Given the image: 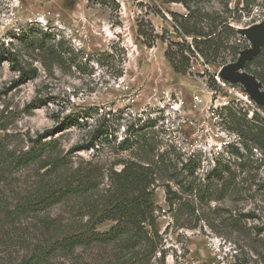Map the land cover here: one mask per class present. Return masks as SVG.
Here are the masks:
<instances>
[{
    "label": "rangeland",
    "instance_id": "1",
    "mask_svg": "<svg viewBox=\"0 0 264 264\" xmlns=\"http://www.w3.org/2000/svg\"><path fill=\"white\" fill-rule=\"evenodd\" d=\"M223 1L200 4L205 11H221ZM244 1L228 0L235 29L264 19V0ZM186 13L175 0H0V142L18 155L52 131L41 142H54L73 168L91 165L102 172L133 159L134 153L114 147L125 136H150L157 152L172 160L196 155L200 177L216 161L226 163L237 172L236 190L199 208L198 215L175 221L162 187L156 188L165 264H264L263 250L255 255L248 238L253 227L264 226V156L237 134L261 124L253 120L257 114L264 121V111L243 102L240 86L218 78L225 52L215 65H203L196 54L189 74L173 72L164 57L169 42L178 41L171 14ZM140 24L150 47L137 35ZM239 40L241 51L249 47ZM51 48L61 58L51 57ZM226 62L234 61L226 57ZM21 70H36V75L19 85ZM245 71L264 74V59ZM95 131L104 137L94 149H77ZM38 167L12 171L7 184L0 182V196L10 206L13 195L35 183ZM98 180L103 187L106 178ZM68 212L65 205L49 210L65 219ZM110 225L97 230L105 232ZM23 228L33 236L34 224L27 221ZM7 230L0 228V264H15L26 248Z\"/></svg>",
    "mask_w": 264,
    "mask_h": 264
},
{
    "label": "trees",
    "instance_id": "2",
    "mask_svg": "<svg viewBox=\"0 0 264 264\" xmlns=\"http://www.w3.org/2000/svg\"><path fill=\"white\" fill-rule=\"evenodd\" d=\"M175 2L187 13L184 16L171 14L178 41L169 42L164 57L174 73L189 74L190 61L196 54L203 65L217 64L220 51L227 53L220 57L221 67L226 65V57L236 60L241 51L240 40L230 23L235 20L231 17L233 12L228 0L220 3L221 11L209 12L201 7L200 0ZM137 35L145 39L144 45L151 46L146 42L147 32L141 24ZM48 53L61 58L53 48ZM263 59L264 48L246 67ZM21 73L19 85L33 79L36 70H21ZM251 75L264 85L263 73ZM214 84L212 80L209 87L214 89ZM258 109L264 111V108ZM259 120L261 124L248 128L249 132L238 130L237 134L247 138L264 156V121L255 114L253 121L258 123ZM95 132L86 146L77 149H94L95 141L104 137ZM43 135L51 137L53 133L48 131ZM43 135L37 136L28 152L18 155L0 142V182L3 185L9 182L12 171L39 165L29 191L8 199L13 201L12 206L0 196V228H9L7 234L13 236L12 240L26 248V253L15 264H165L163 238L157 230L160 209L153 202L156 188L162 187L167 212L178 221L182 216L198 215L199 208L209 202L222 201L237 187V172L230 165L216 161L200 177V159L196 155L172 160L157 152L150 136H125L114 147L118 152L134 153L133 159L121 162L118 170L102 172L91 165L73 168L57 153L54 142H41L47 137ZM100 177L106 178L101 188ZM60 205L68 208L67 219L49 214V210ZM27 221L34 224L31 237L23 228ZM104 223L111 224L108 230L98 231L97 227ZM248 236L252 252L257 256V249L264 252V226L253 227Z\"/></svg>",
    "mask_w": 264,
    "mask_h": 264
},
{
    "label": "water",
    "instance_id": "3",
    "mask_svg": "<svg viewBox=\"0 0 264 264\" xmlns=\"http://www.w3.org/2000/svg\"><path fill=\"white\" fill-rule=\"evenodd\" d=\"M236 31L248 41L249 47L240 51L234 62L222 66L217 76L223 82L240 86L258 108H264V86L245 71L246 65L264 48V19L246 28H236Z\"/></svg>",
    "mask_w": 264,
    "mask_h": 264
},
{
    "label": "built area",
    "instance_id": "4",
    "mask_svg": "<svg viewBox=\"0 0 264 264\" xmlns=\"http://www.w3.org/2000/svg\"><path fill=\"white\" fill-rule=\"evenodd\" d=\"M242 94L239 97L243 100L244 103H246L249 106L254 105V103L247 97L245 93H242Z\"/></svg>",
    "mask_w": 264,
    "mask_h": 264
}]
</instances>
